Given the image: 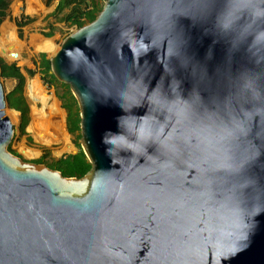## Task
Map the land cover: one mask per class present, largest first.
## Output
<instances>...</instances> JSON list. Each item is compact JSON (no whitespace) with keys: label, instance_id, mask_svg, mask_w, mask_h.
Instances as JSON below:
<instances>
[{"label":"water","instance_id":"1","mask_svg":"<svg viewBox=\"0 0 264 264\" xmlns=\"http://www.w3.org/2000/svg\"><path fill=\"white\" fill-rule=\"evenodd\" d=\"M49 63L91 169L11 154L0 84V264H264V0H105Z\"/></svg>","mask_w":264,"mask_h":264},{"label":"rangeland","instance_id":"2","mask_svg":"<svg viewBox=\"0 0 264 264\" xmlns=\"http://www.w3.org/2000/svg\"><path fill=\"white\" fill-rule=\"evenodd\" d=\"M97 1L100 5H103L105 0ZM56 2L57 1H54L50 5H45L43 0H7L6 15L0 24V35L3 31L9 35V39H7L9 40V44H5V49H8L9 51L12 49L11 52H15L18 57L17 60H8L3 56V53L0 50V60L7 65L15 64L23 75L24 84L22 87V97L24 98L29 111L28 124L24 131L21 132L20 114L18 112H12L7 106L3 110V115L9 119L14 128L13 138L9 147L13 153L26 162L38 160L44 156L42 165L46 167L52 161L57 160L62 156L72 155L74 152H77L75 144L79 145V133L70 135L66 131V113L61 108V102L55 95H62L65 93L66 89L62 86V83L57 80L50 86L45 85L42 81L41 74L33 63V60H35L39 54H44L47 59L54 56L60 49L65 37L76 30L74 26L59 21V18L68 13L67 9H65L63 14L58 17L50 16L56 6ZM27 20H30V22L19 30L16 23ZM47 34H50V37H45ZM42 41H49L52 43L54 47L53 53L40 52L36 49ZM27 71L33 72V75L30 77ZM0 84L4 96L6 97L15 88L17 82L13 79L0 78ZM35 86H39V88L41 87V91L43 92L42 99L33 94L32 89ZM50 104L55 105L60 112V128L63 133L65 132L64 134L67 141L59 144L45 145L36 141L34 138L35 135L30 132L29 127L33 122V114L35 112L43 113L44 108ZM51 120L52 119L44 113L39 117L37 122L35 121L34 125L38 127L37 131H39V134L44 133L43 135H47L51 132ZM24 151L33 153L35 156L27 157Z\"/></svg>","mask_w":264,"mask_h":264},{"label":"trees","instance_id":"3","mask_svg":"<svg viewBox=\"0 0 264 264\" xmlns=\"http://www.w3.org/2000/svg\"><path fill=\"white\" fill-rule=\"evenodd\" d=\"M45 5H50L54 1L56 6L50 15L51 17H58L63 14L65 9L68 13L65 16L59 18V21L65 22L70 26H74L76 29L83 27L84 25L92 22L102 9L103 5H100L97 0H43ZM7 8V0H0V24L5 17V11ZM30 20L24 22H17L16 26L20 30ZM50 37V34L45 35ZM34 65L37 67L39 73L42 76V81L45 85L50 86L56 82V79L50 73L49 59L44 54H39L35 60ZM31 77L33 72L27 71ZM0 78L13 79L17 82L15 88L6 97V104L8 108L15 110L20 114V131L23 132L28 124V106L26 105L24 98L22 97V87L24 84V77L20 73L15 64L7 65L0 60ZM66 89L62 95H56V98L61 102V108L66 113V130L70 135L79 133V114L76 102L74 98L69 95L68 86L62 84ZM80 139V136H78ZM77 149L76 154L62 156L57 160L52 161L47 167L51 170L58 171L63 177L80 179L86 175L91 169V165L88 163L84 156L80 146L75 144ZM9 152L14 156H18L8 148ZM44 156L38 160L31 161L30 163L42 165Z\"/></svg>","mask_w":264,"mask_h":264},{"label":"bare ground","instance_id":"4","mask_svg":"<svg viewBox=\"0 0 264 264\" xmlns=\"http://www.w3.org/2000/svg\"><path fill=\"white\" fill-rule=\"evenodd\" d=\"M0 36H1V38H0V50L3 53V56L5 58H7L8 60H17L18 57H17L15 52H13V51L11 52L12 49L10 51L8 49H7L8 51L5 49V47H6L5 44L6 43L9 44V42H8L9 40H7V39H9V35H7V33H5L3 31ZM36 49L40 52H45V53H53V51H54V47H53L52 43L49 41H42L37 46ZM41 90H42L41 87L39 88V86H35V87H33L32 92L34 95L41 97V99H42L43 92ZM53 104H50L49 106L45 107L43 113L42 112H35L33 114V122L31 123V126L29 127L30 132L35 135L34 138L36 139V141L40 142L42 144H45V145L59 144L61 142L67 141L66 136L64 134L65 132L63 133V131L60 128V122H61L60 112L58 111L57 107ZM44 113H46V115H48L52 119L51 122L49 121L51 132L47 135H43L44 133L39 134V131H37L38 127H36V125H34L35 121L37 122L39 117ZM44 118H46V117H44ZM36 124H38V123H36ZM64 144H66V143H64ZM24 153L27 157L28 156H35V154L27 152V151H24Z\"/></svg>","mask_w":264,"mask_h":264}]
</instances>
